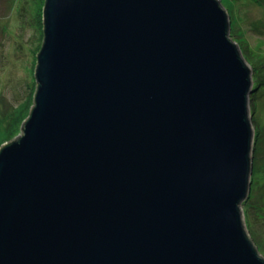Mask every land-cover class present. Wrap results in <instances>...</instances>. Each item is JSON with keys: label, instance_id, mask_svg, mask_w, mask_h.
I'll return each mask as SVG.
<instances>
[{"label": "water", "instance_id": "1", "mask_svg": "<svg viewBox=\"0 0 264 264\" xmlns=\"http://www.w3.org/2000/svg\"><path fill=\"white\" fill-rule=\"evenodd\" d=\"M37 88L0 150V264H264L251 68L216 0H44Z\"/></svg>", "mask_w": 264, "mask_h": 264}, {"label": "rangeland", "instance_id": "2", "mask_svg": "<svg viewBox=\"0 0 264 264\" xmlns=\"http://www.w3.org/2000/svg\"><path fill=\"white\" fill-rule=\"evenodd\" d=\"M226 12L228 38L251 68L247 100L253 130L249 190L240 205L245 233L264 258V0H216ZM44 0H0V150L23 135L34 107ZM253 75L255 77H253ZM260 84L254 83V79Z\"/></svg>", "mask_w": 264, "mask_h": 264}, {"label": "trees", "instance_id": "3", "mask_svg": "<svg viewBox=\"0 0 264 264\" xmlns=\"http://www.w3.org/2000/svg\"><path fill=\"white\" fill-rule=\"evenodd\" d=\"M41 14H42V15H41V19H40V21H41L40 25H41V29H42V32H43V26H44L43 23H42L43 16H44V15H43V14H44L43 11L41 12ZM41 40L43 41V36H42V39H41ZM41 43H42V42H41ZM253 77H255V76L253 75ZM254 83L259 84L258 81L256 80V78L254 79ZM259 85H260V84H259Z\"/></svg>", "mask_w": 264, "mask_h": 264}, {"label": "bare ground", "instance_id": "4", "mask_svg": "<svg viewBox=\"0 0 264 264\" xmlns=\"http://www.w3.org/2000/svg\"><path fill=\"white\" fill-rule=\"evenodd\" d=\"M42 23H43V20H42ZM233 42V41H232Z\"/></svg>", "mask_w": 264, "mask_h": 264}]
</instances>
